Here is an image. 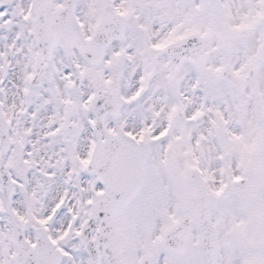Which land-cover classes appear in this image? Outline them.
<instances>
[{"label": "snow or ice", "instance_id": "obj_1", "mask_svg": "<svg viewBox=\"0 0 264 264\" xmlns=\"http://www.w3.org/2000/svg\"><path fill=\"white\" fill-rule=\"evenodd\" d=\"M0 264H264V0H0Z\"/></svg>", "mask_w": 264, "mask_h": 264}]
</instances>
